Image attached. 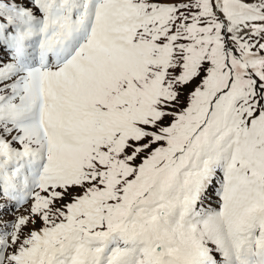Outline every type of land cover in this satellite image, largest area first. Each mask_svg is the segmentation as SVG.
<instances>
[{
  "label": "snow or ice",
  "instance_id": "obj_1",
  "mask_svg": "<svg viewBox=\"0 0 264 264\" xmlns=\"http://www.w3.org/2000/svg\"><path fill=\"white\" fill-rule=\"evenodd\" d=\"M0 264H264V0H0Z\"/></svg>",
  "mask_w": 264,
  "mask_h": 264
}]
</instances>
